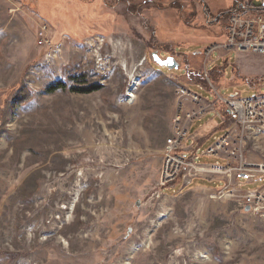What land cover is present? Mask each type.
<instances>
[{
  "label": "rangeland",
  "instance_id": "rangeland-1",
  "mask_svg": "<svg viewBox=\"0 0 264 264\" xmlns=\"http://www.w3.org/2000/svg\"><path fill=\"white\" fill-rule=\"evenodd\" d=\"M202 3L216 16L232 0H0V264H264V216L242 199L264 179L213 192L157 185L184 62L196 72L188 91L204 100L262 91L238 72L231 82L233 52L197 55L226 21L185 29L186 12L210 21ZM249 55L247 79L264 76V56ZM242 156L264 163V136Z\"/></svg>",
  "mask_w": 264,
  "mask_h": 264
},
{
  "label": "built area",
  "instance_id": "built-area-1",
  "mask_svg": "<svg viewBox=\"0 0 264 264\" xmlns=\"http://www.w3.org/2000/svg\"><path fill=\"white\" fill-rule=\"evenodd\" d=\"M237 9L246 12L232 14L224 22L222 31L224 41L209 46L206 49L207 58L213 51L248 53L264 56V0H243ZM48 24L44 22L42 30H47ZM207 79V77H206ZM208 81V79H207ZM262 89L251 99L240 96H221L216 91L213 101L204 100L188 89L179 87L176 91L177 106L172 122L171 138L168 140V149L163 153L164 158L158 179L159 187L172 185L181 178L183 185L189 183L188 177L194 169L191 162L182 155L183 142L187 138L191 122L202 117L206 112L214 110L216 104L224 108L226 122L229 130L225 137L217 140L208 149V154H219L226 151V172L235 171L237 175H244L248 182L264 179V163H246L242 156V147L246 140H254L264 136V83L258 85ZM187 104L192 106L188 109ZM226 148V149H225ZM250 165H259L256 170H251ZM187 167L189 174L182 173ZM241 188V184L238 185ZM242 199L254 213L264 216V187L243 192Z\"/></svg>",
  "mask_w": 264,
  "mask_h": 264
},
{
  "label": "crops",
  "instance_id": "crops-1",
  "mask_svg": "<svg viewBox=\"0 0 264 264\" xmlns=\"http://www.w3.org/2000/svg\"><path fill=\"white\" fill-rule=\"evenodd\" d=\"M208 48L209 45H207V47H203L200 51L196 52L197 55H200L199 53L205 54L204 51ZM229 53L220 52L219 53L220 55L217 57L216 60H218L221 57L227 58L229 56ZM234 54L237 56V58L234 62V71H233L234 73H233V79L231 81L232 83L237 82L238 80L237 78L238 75L236 74V72H238L241 77H245V78H249V75H247L246 72L247 73L250 72L249 70L250 68L248 64L245 62V58L249 54L244 52L243 53L238 52ZM177 58L178 57H175L176 60ZM183 64H184L183 67L186 68L187 70V76L185 78H179V79H180L181 87L187 89L186 86L192 83L191 80H193L196 72L190 64H186L185 62ZM213 74L214 76L218 74V76H216L215 79L217 80L223 79V73L220 70H214ZM196 82L197 80L194 83L197 84V86H199V83ZM188 109L191 108L188 107ZM228 126L229 124L228 122H226L224 108L220 104H216L214 110H210L206 112L202 117L196 118L191 122L187 138L183 142V147L180 153L187 161L192 163L194 169L190 173V178H188L189 183L187 185H183L182 182H176L175 186L180 183L182 184V188L189 187L190 189H203L206 191L213 192V191L226 189L227 181L238 182L240 184V182L238 181L240 177L238 175L236 179L232 175L226 176V174L227 173L229 174L231 171L226 172V157L223 153H219V154L207 153L208 149L214 145L215 141L222 139L223 137L226 136L229 130ZM201 160L204 161L198 164Z\"/></svg>",
  "mask_w": 264,
  "mask_h": 264
},
{
  "label": "trees",
  "instance_id": "trees-1",
  "mask_svg": "<svg viewBox=\"0 0 264 264\" xmlns=\"http://www.w3.org/2000/svg\"><path fill=\"white\" fill-rule=\"evenodd\" d=\"M243 0H232V5L230 6V8H228L227 10L223 11V12H219L216 16H211L207 6L202 3V12L204 14V18L205 20H207V17H210V21L207 22L205 21L203 24H198V22L195 20L194 18V11L192 12H186L184 13V15H186L185 17L182 18V24L184 26L185 29L190 30V31H206L207 29H210L212 27H220L222 21L227 20V18L232 15V14H242L246 11L241 10V9H237V5L240 4ZM30 7V6H28ZM179 11L181 10V6H178ZM38 12V11H37ZM39 15L42 16V14L40 12H38ZM182 13V12H180ZM183 15V14H182ZM44 17V16H42ZM44 20V19H43ZM45 21V20H44ZM46 23H48L47 21H45ZM224 41V35H223V31H221L220 33V37L214 38L213 41L210 40V42H205V45H214V44H218ZM242 81H246L249 82L252 86H258V84L260 83H264V76H260L254 79H247L245 77H242L241 79ZM60 87L56 86L54 89L57 90ZM74 91H84V93H89L92 90L90 89H86V90H74ZM22 98L20 99L19 103L21 105H23L24 103H26L27 101H29V98H31V95L28 94L26 92V90L22 91Z\"/></svg>",
  "mask_w": 264,
  "mask_h": 264
},
{
  "label": "bare ground",
  "instance_id": "bare-ground-1",
  "mask_svg": "<svg viewBox=\"0 0 264 264\" xmlns=\"http://www.w3.org/2000/svg\"><path fill=\"white\" fill-rule=\"evenodd\" d=\"M129 78L132 80L131 82V85L130 87L126 90V96L128 98V102H132L134 99H135V95H134V91L137 89L138 87V84L137 83V79L134 78V76H129ZM84 137V140L82 141V144H85V145H91V139H92V136L89 134V133H85L84 131L81 133V135H79V133L77 134V138L78 137ZM247 164V163H246ZM252 167H249V169L251 170H256V168L259 166V165H250ZM245 178V177H244ZM250 208V207H249ZM63 209V208H62ZM251 209V208H250ZM200 258H203V259H206L205 255L201 254L200 256H198Z\"/></svg>",
  "mask_w": 264,
  "mask_h": 264
},
{
  "label": "water",
  "instance_id": "water-1",
  "mask_svg": "<svg viewBox=\"0 0 264 264\" xmlns=\"http://www.w3.org/2000/svg\"><path fill=\"white\" fill-rule=\"evenodd\" d=\"M151 58H152V62L156 63L159 66L168 68L170 70H174V69H178L179 68V63L177 62V60L175 59V57L173 56H168L166 58H161L158 53H152L151 54ZM240 178H244V175H240ZM245 211L249 212L250 208L249 206L245 207Z\"/></svg>",
  "mask_w": 264,
  "mask_h": 264
}]
</instances>
